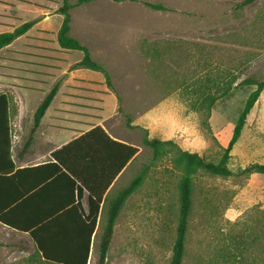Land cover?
<instances>
[{"label": "rangeland", "instance_id": "rangeland-1", "mask_svg": "<svg viewBox=\"0 0 264 264\" xmlns=\"http://www.w3.org/2000/svg\"><path fill=\"white\" fill-rule=\"evenodd\" d=\"M63 4L0 0V32L30 20L46 25L0 50V74L9 88L32 85L35 72L42 65H59L58 58L72 62L84 57L80 50L48 51L54 47L53 32L63 21L59 13ZM70 12L72 35L95 52L92 57L109 71L114 88L108 87L103 72H95L106 87L79 85L67 90L60 106L67 119L63 125L97 124L110 118L105 126L139 148L103 206L89 261L97 264L110 199L153 161V150L143 143L146 134L209 157H218L228 146L248 97L257 88L244 82L264 81V24L251 25L242 39L192 40L181 34L187 24L171 23L170 9H131L135 16L131 22L115 26L109 17L123 16V9L90 2ZM107 88L115 96L106 99ZM18 97L35 110L33 98ZM231 155L235 172L252 163L264 164V91ZM179 178L169 157L152 164L145 183L117 220L106 264H170ZM184 264H264V174L197 176Z\"/></svg>", "mask_w": 264, "mask_h": 264}, {"label": "trees", "instance_id": "trees-1", "mask_svg": "<svg viewBox=\"0 0 264 264\" xmlns=\"http://www.w3.org/2000/svg\"><path fill=\"white\" fill-rule=\"evenodd\" d=\"M63 1L64 4L59 10L64 16L58 31L60 47L82 51L84 57L75 63L73 68L84 67L102 71L108 87L113 89L109 71L92 57L88 46L72 35L71 9L94 0H78L76 4L70 3V0ZM147 4L154 9L163 8L159 4ZM36 23V20L26 21L12 31L1 32L0 50L26 34ZM244 83L256 85L257 88L249 95L232 138L218 157L183 149L173 140L150 137L148 134L144 136L143 143L153 150V161L146 164L127 186L119 189L110 199L97 264H106L117 220L129 198L145 183L152 164L156 161L169 157L173 168L180 172L177 183L179 214L170 264H184L186 259L196 178L199 174L224 178L264 174V164L261 163H252L237 172L230 168L231 152L242 135L249 114L264 91V81L246 80ZM58 88L55 86L37 108L31 135L23 150H27ZM214 102V99L210 101V109ZM12 149L11 99L8 93H2L0 186L9 193L0 196V221L17 230L29 232L45 263L89 264L93 236L99 226L107 193L119 174L135 159L139 148L114 139L103 126L97 125L55 150L52 160L42 165L17 168ZM53 189H59L56 197L61 198L62 202L51 212L43 214L39 210L41 197L46 191ZM86 193L88 211L83 204ZM60 223L67 227L65 231L46 232Z\"/></svg>", "mask_w": 264, "mask_h": 264}, {"label": "crops", "instance_id": "crops-1", "mask_svg": "<svg viewBox=\"0 0 264 264\" xmlns=\"http://www.w3.org/2000/svg\"><path fill=\"white\" fill-rule=\"evenodd\" d=\"M92 3L93 6L98 5L103 7L105 5L109 8L123 9L125 13L123 16L109 17V20L111 19L110 21L114 26L115 24L130 23L131 16L135 17L131 14V9L144 7L152 8L147 3L162 5L163 8L156 10L168 11L170 9L172 14L171 23L175 25L187 24V31L181 34H186L184 37L192 40L214 41L242 39L249 32L248 29L252 27L251 25L264 24V0H94ZM100 23H103V19H101ZM104 23H106V21H104ZM61 25L53 32L55 38L53 42L54 47L48 51L59 54L65 52V49L61 48L58 42V31ZM16 27H13L12 30ZM43 27L46 28V25H35L18 39L26 38L34 30L38 32L40 28ZM76 38L81 40L79 37ZM109 39L111 42L110 46L116 50V46L112 44V38ZM99 48L103 49L105 46H100ZM91 55H95V52L91 51ZM56 61L60 64L42 65L41 69L35 72L36 78L32 81V85L29 86H11V89L9 88L10 86L3 81V75L0 74V94L8 93L11 99V123L13 129L12 150L17 168L33 167L50 162L52 160V153L55 150L97 125L103 126L114 139L131 144L123 139L117 132L110 131L105 126L104 123H108L107 120L110 118L106 119L104 117L103 121L97 124L73 122V125L69 127L63 125L67 119L64 117V112L60 109V106L67 96V90L75 89L79 85H97L101 87H106V85L103 77H99V75L95 73L102 71L90 68H85L86 70L81 69L84 67L73 68V65L80 60L71 62L58 58ZM55 86L59 87L57 94L46 114L43 116L27 150H23L31 135L35 112ZM19 94H25L29 96V98H33L35 101V110L28 108L25 102H22V100H24V95L21 100V98L18 97ZM109 95L115 96L107 88L105 98L107 99ZM27 111L30 112L29 116L27 115ZM113 112H115V108ZM131 162L119 174L112 186L123 176ZM58 191L59 189H53L52 191H46V193L42 195L39 205L41 213L47 214L61 204L60 202H62V199L56 197ZM8 193V191H5L3 187L0 186V196ZM83 204L85 210L88 211V193L83 197ZM66 229L67 227L60 223L46 232H62ZM96 234L93 236L90 259L93 254ZM0 264L48 263L44 262V258L41 256V253L38 252L37 246L29 232L17 230L0 221Z\"/></svg>", "mask_w": 264, "mask_h": 264}]
</instances>
